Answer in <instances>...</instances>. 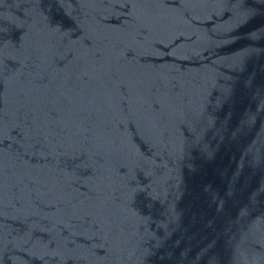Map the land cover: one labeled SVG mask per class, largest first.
I'll use <instances>...</instances> for the list:
<instances>
[{"label": "water", "instance_id": "water-1", "mask_svg": "<svg viewBox=\"0 0 264 264\" xmlns=\"http://www.w3.org/2000/svg\"><path fill=\"white\" fill-rule=\"evenodd\" d=\"M0 264H264V0H0Z\"/></svg>", "mask_w": 264, "mask_h": 264}]
</instances>
